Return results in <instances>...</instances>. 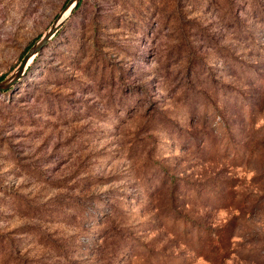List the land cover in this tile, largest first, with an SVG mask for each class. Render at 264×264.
<instances>
[{"label":"rangeland","instance_id":"rangeland-1","mask_svg":"<svg viewBox=\"0 0 264 264\" xmlns=\"http://www.w3.org/2000/svg\"><path fill=\"white\" fill-rule=\"evenodd\" d=\"M70 0H0V82ZM0 264H264V0H82L0 95Z\"/></svg>","mask_w":264,"mask_h":264},{"label":"water","instance_id":"water-1","mask_svg":"<svg viewBox=\"0 0 264 264\" xmlns=\"http://www.w3.org/2000/svg\"><path fill=\"white\" fill-rule=\"evenodd\" d=\"M82 0H70L50 29L31 47L14 73L0 82V95L12 90L25 76L29 66L54 39L58 32L78 9Z\"/></svg>","mask_w":264,"mask_h":264}]
</instances>
